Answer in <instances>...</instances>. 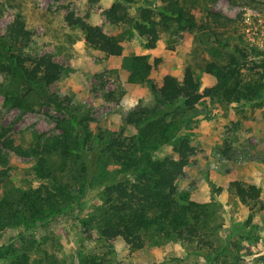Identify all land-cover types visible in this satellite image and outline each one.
Instances as JSON below:
<instances>
[{
  "label": "rangeland",
  "instance_id": "obj_1",
  "mask_svg": "<svg viewBox=\"0 0 264 264\" xmlns=\"http://www.w3.org/2000/svg\"><path fill=\"white\" fill-rule=\"evenodd\" d=\"M116 1L0 0V36L16 17H23L34 33L27 52L50 55L65 68L60 94L71 99L78 117L89 119L95 136L120 132L129 112L153 103L149 81L159 82L165 74L182 78L191 67L206 89L216 86L218 80L204 74L201 67L208 62L226 63L230 51L244 49L257 62L264 61V0H183L195 15L197 27L190 29L191 22L171 24L160 30L154 49L145 46L132 24H113L105 18L104 10ZM144 5L156 7L157 0H135L130 12L135 14ZM209 10L235 20L229 34L218 33L222 43L209 30ZM72 14H88L92 24L102 25L122 45V56L106 57L88 45L84 32L68 22ZM142 56L151 65L156 59L161 62L146 80L133 82L136 58ZM242 71L248 83L252 76ZM256 78L264 85V69ZM16 87L11 77L0 73V196L13 188L34 189L45 182L37 174L39 157L32 153L54 143L63 131L60 121L70 118ZM259 90L253 100L228 102L219 96L206 97L172 130V136H188L197 151L178 180L177 201L203 205L207 224L203 238L210 247L164 233L149 237L147 246L138 251L119 238L110 253L97 229L85 226L102 204L92 191L73 203L68 213L39 224L36 237L43 263H47L46 250L56 256V264H83L84 257L93 254L105 264H264V89ZM7 141L13 142L12 148L6 147ZM18 147L31 154L16 152ZM171 154L172 147L166 146L158 156ZM232 180L260 187L259 202L243 204L230 185ZM17 233L13 229L0 233V246Z\"/></svg>",
  "mask_w": 264,
  "mask_h": 264
},
{
  "label": "trees",
  "instance_id": "obj_2",
  "mask_svg": "<svg viewBox=\"0 0 264 264\" xmlns=\"http://www.w3.org/2000/svg\"><path fill=\"white\" fill-rule=\"evenodd\" d=\"M134 4L135 0H117L103 14L110 23L132 24L149 49L157 47L160 30L173 23L191 22L190 29L197 27L195 15L183 0H157L156 7L140 6L132 14ZM207 19L211 34L218 38L216 42L222 43L218 33L229 34L235 20L213 10L207 12ZM68 22L79 27L87 44L106 57L122 56L120 42L108 35L102 25L92 24L88 14H72ZM33 38L34 33L21 16L7 26L0 36V73L11 77L18 91L39 97L70 118L60 121L63 131L54 143L45 145L40 153H32L39 157L37 174L45 182L34 189L13 188L0 196V233L9 229L18 232L0 246L1 264H44L43 257L38 255L41 253L36 237L39 224L68 213L73 203L92 191L102 204L96 207L98 212L93 219L86 220L85 226L97 229L110 253L119 238L131 250L138 251L147 246L149 237L164 233L210 247L211 243L203 238L207 226L203 205L177 201L178 180L185 175L197 151L188 136H172V130L206 97L219 96L234 102L259 96V88L264 89V85L258 84L256 74L264 69V61L257 62L244 49L230 51L226 63L208 62L201 67L204 74L214 75L218 80L216 86L206 89L191 67L184 70L182 78L165 74L159 82L149 81L153 103L129 112L126 126L120 132L110 137L103 133L95 136L89 119L78 117L72 111L71 99L60 94L59 83L66 75L65 68L50 55L27 52ZM136 60L138 70L131 76L133 82L146 80L161 62L156 59L151 65L146 56ZM243 69L252 76L248 83L244 81ZM12 144L5 142L6 147L12 148ZM166 146L172 147V154L159 157ZM14 150L31 154L21 147ZM2 180L0 172V188ZM230 185L246 206L259 202L262 192L257 185L239 180H232ZM250 211L249 221L253 209ZM44 257L46 264L57 262L56 256L46 250ZM83 264L105 263L93 254L85 256Z\"/></svg>",
  "mask_w": 264,
  "mask_h": 264
}]
</instances>
